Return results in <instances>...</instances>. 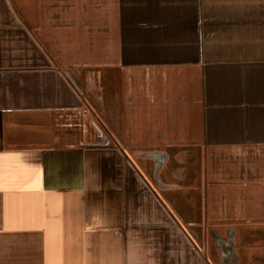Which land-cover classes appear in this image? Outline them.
Wrapping results in <instances>:
<instances>
[{"label":"crops","instance_id":"1","mask_svg":"<svg viewBox=\"0 0 264 264\" xmlns=\"http://www.w3.org/2000/svg\"><path fill=\"white\" fill-rule=\"evenodd\" d=\"M261 222L264 0H0V264H263Z\"/></svg>","mask_w":264,"mask_h":264},{"label":"rangeland","instance_id":"2","mask_svg":"<svg viewBox=\"0 0 264 264\" xmlns=\"http://www.w3.org/2000/svg\"><path fill=\"white\" fill-rule=\"evenodd\" d=\"M101 77H103V82L105 83V87H106V94L108 98V103H113L109 105V108H113L115 107L114 104V100H112V98L115 95V91H118V88L115 87L117 84V74L116 72H108L106 71L105 74L100 75ZM72 116V114H70L69 118H64L62 119L63 124H65L66 126L62 127L63 130V134L65 135L64 139H63V143H65V141H68V139H74L73 142L76 143H85L86 144H93V143H100L101 141L103 143H106L108 140L105 138L103 140H101L100 134L102 133L101 131V127H100V123L101 120L100 118H98L95 114L94 111H91L90 114H86L84 116L77 118H70ZM73 117V116H72ZM70 119L73 120L71 122V124L69 126H67L70 122ZM76 120V121H75ZM102 124V123H101ZM97 135V136H96ZM82 141V142H81ZM139 154L141 155L142 153H135V152H131L130 155H132V157H136V155ZM137 158V157H136ZM150 159V157H148ZM150 164H151V159L149 160ZM151 169V167H150ZM160 169V168H159ZM248 224H245L244 226H240L239 228L243 229L244 234L242 235L243 238H245L246 240L243 241L245 244L246 248H253V246H256L257 248H260L261 251V256L263 257V264H264V222H261L259 225H254L259 227V231L261 233L260 239L258 241H253V240H248V236L250 235L248 232V229H251V225L248 227ZM255 227V228H257ZM215 229V228H213ZM216 229H220L219 227H217ZM223 234L225 232H222ZM236 234V233H235ZM217 236V235H216ZM214 236V237H216ZM219 236V234H218ZM240 236V235H239ZM216 238H213V241L211 243V246H215L216 248ZM255 243V244H254ZM258 244V245H257ZM247 258H249V256L247 255Z\"/></svg>","mask_w":264,"mask_h":264}]
</instances>
